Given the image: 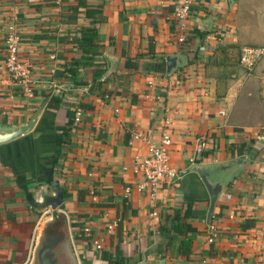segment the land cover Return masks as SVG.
<instances>
[{
  "label": "crops",
  "instance_id": "crops-1",
  "mask_svg": "<svg viewBox=\"0 0 264 264\" xmlns=\"http://www.w3.org/2000/svg\"><path fill=\"white\" fill-rule=\"evenodd\" d=\"M190 1L182 20L181 0H0V123L24 124L44 105L31 133L0 145V264H33L56 213L65 220L59 264H108L119 225L128 264H264V53L252 70L239 61L242 48L264 50V0ZM88 28L101 54L79 70L87 86L78 88L63 70L81 56L75 40ZM11 31L33 67L32 98L4 70ZM168 56L185 59L170 74ZM51 95L62 98L56 110ZM164 132L177 177L153 199L137 189L138 167ZM134 133L148 143L130 145ZM198 138L206 147L195 165L237 168L210 226L207 191L187 173ZM56 191L64 211L45 202ZM187 208L196 231L182 257L165 217Z\"/></svg>",
  "mask_w": 264,
  "mask_h": 264
},
{
  "label": "built area",
  "instance_id": "built-area-1",
  "mask_svg": "<svg viewBox=\"0 0 264 264\" xmlns=\"http://www.w3.org/2000/svg\"><path fill=\"white\" fill-rule=\"evenodd\" d=\"M190 0H181V8L177 11V17L179 19H186L189 12ZM20 36L11 31L5 37V57H4V70L10 76L11 81L14 83L18 91L27 98H32L34 94L32 76V65L27 59H23L20 54ZM264 53V50L245 47L242 48L240 54V64H242L247 70H252L259 59ZM3 68V67H2ZM79 113H77V116ZM76 116V121H78ZM146 141V138L142 134L134 133L130 136L131 145L136 141ZM146 143H148L146 141ZM172 145L171 137L168 133L161 134L160 142L156 147H152L149 154L140 161L139 171L142 175V180L137 189L140 192L149 191L150 197L154 199L155 191L158 186L164 183L171 182L177 177V172L171 167L170 164V147ZM206 147L205 139L198 138L194 153L189 162L191 165H195L197 156L201 155ZM156 215V213H153ZM212 229L209 242H213L216 233ZM35 245V244H34ZM100 244L96 246L97 250L100 249ZM36 250V248H35ZM34 260V255H33Z\"/></svg>",
  "mask_w": 264,
  "mask_h": 264
},
{
  "label": "water",
  "instance_id": "water-1",
  "mask_svg": "<svg viewBox=\"0 0 264 264\" xmlns=\"http://www.w3.org/2000/svg\"><path fill=\"white\" fill-rule=\"evenodd\" d=\"M185 61L181 56H168L166 58L167 74L177 69ZM44 105L40 106L30 117V119L21 125L5 126L0 123V145L10 143L18 138L31 133L37 123L40 113ZM195 173L204 185L209 196V208L206 216V223L211 225L212 215L215 204L219 195L224 188L236 176L237 168L232 164H207L193 165L187 170ZM46 204L53 209L65 210L62 204V193L56 191L55 196L47 197ZM65 223V220H63ZM63 240V234L50 233L47 226L43 230V237H40L39 243L35 251V264H59L54 254L57 245Z\"/></svg>",
  "mask_w": 264,
  "mask_h": 264
},
{
  "label": "trees",
  "instance_id": "trees-1",
  "mask_svg": "<svg viewBox=\"0 0 264 264\" xmlns=\"http://www.w3.org/2000/svg\"><path fill=\"white\" fill-rule=\"evenodd\" d=\"M83 2H79L78 6H83ZM81 37L75 40L76 46L81 52V56L78 59H74L69 64L65 65L63 70V77L67 79L70 84L83 88L87 86V83L83 82L79 79V70L92 65V59L96 55H100L101 47L97 44L95 30L93 28L84 29L81 32ZM89 58H85V57ZM95 87L100 86L102 83L97 81L93 83ZM63 104L62 98L60 95H51L48 98L47 107L52 110H56ZM79 108H90L89 105H79ZM66 131V130H65ZM68 133L64 132L66 136ZM79 201H83L87 192L78 191ZM190 216V208H187L183 212L181 210H176L173 214L165 217L166 222L171 225V230L169 234L176 237L179 242V253L182 257H188L191 254V241L188 238L189 234H193L196 230L190 224L186 223V220ZM63 218L61 216H57L50 225L47 226V231L50 233L59 232V226H62ZM122 238L120 233V225L117 230L116 235V245L114 250V257L108 254H103L102 258L107 261L108 264H128V260L124 259L121 256L119 247L121 244Z\"/></svg>",
  "mask_w": 264,
  "mask_h": 264
},
{
  "label": "rangeland",
  "instance_id": "rangeland-1",
  "mask_svg": "<svg viewBox=\"0 0 264 264\" xmlns=\"http://www.w3.org/2000/svg\"><path fill=\"white\" fill-rule=\"evenodd\" d=\"M58 212H60V211H58ZM56 215H57V216H60L61 213H56ZM54 216H55V215H53L51 221L53 220ZM61 216H62V215H61ZM46 219H47V218H46ZM46 219H44V220H46ZM51 221H47V223H45V225H44V227H43V230H44L45 226H46L48 223H50ZM43 230H42V232H41V236H42V237H43ZM33 264H35V253H34V263H33Z\"/></svg>",
  "mask_w": 264,
  "mask_h": 264
},
{
  "label": "flooded vegetation",
  "instance_id": "flooded-vegetation-1",
  "mask_svg": "<svg viewBox=\"0 0 264 264\" xmlns=\"http://www.w3.org/2000/svg\"><path fill=\"white\" fill-rule=\"evenodd\" d=\"M60 227V226H59ZM58 230H59V228H58Z\"/></svg>",
  "mask_w": 264,
  "mask_h": 264
}]
</instances>
